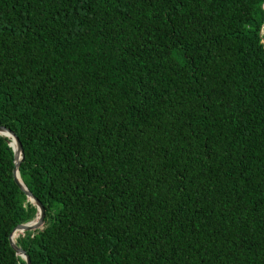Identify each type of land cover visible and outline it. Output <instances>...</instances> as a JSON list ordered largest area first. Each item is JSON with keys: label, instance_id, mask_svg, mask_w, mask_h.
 <instances>
[{"label": "trees", "instance_id": "obj_1", "mask_svg": "<svg viewBox=\"0 0 264 264\" xmlns=\"http://www.w3.org/2000/svg\"><path fill=\"white\" fill-rule=\"evenodd\" d=\"M264 0H0V126L46 209L32 264H264ZM0 134V264L37 207Z\"/></svg>", "mask_w": 264, "mask_h": 264}, {"label": "water", "instance_id": "obj_2", "mask_svg": "<svg viewBox=\"0 0 264 264\" xmlns=\"http://www.w3.org/2000/svg\"><path fill=\"white\" fill-rule=\"evenodd\" d=\"M261 32H264V30L262 29ZM0 134L4 136H9L11 139L15 141L14 144H12V141H9V144L12 146L14 150V168H13L14 181L16 182L18 187L26 194L27 198L31 202L35 203L37 207L35 218L29 222L18 224L16 227L13 228L12 232L9 235V243L12 249L14 250V252L17 255H20L25 260L26 264H32L28 253L24 249L15 245L14 236L16 235L17 232H24L27 230H33V229L40 227L43 224L44 217L46 214V209L44 205L41 203V201L38 200L32 194V192L28 190V188L26 187V185L24 184V182L22 181L19 175L18 167L24 159V151H23V146H22V143H21V140L18 134L10 130L9 128H6L5 126H0Z\"/></svg>", "mask_w": 264, "mask_h": 264}, {"label": "bare ground", "instance_id": "obj_3", "mask_svg": "<svg viewBox=\"0 0 264 264\" xmlns=\"http://www.w3.org/2000/svg\"><path fill=\"white\" fill-rule=\"evenodd\" d=\"M11 141H12V144H14V143H15V141H14L13 139H11Z\"/></svg>", "mask_w": 264, "mask_h": 264}]
</instances>
